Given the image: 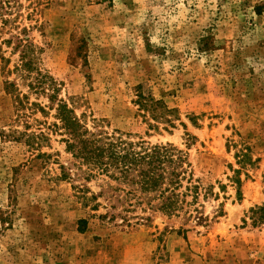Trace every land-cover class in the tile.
<instances>
[{
  "label": "rangeland",
  "instance_id": "obj_1",
  "mask_svg": "<svg viewBox=\"0 0 264 264\" xmlns=\"http://www.w3.org/2000/svg\"><path fill=\"white\" fill-rule=\"evenodd\" d=\"M8 17L0 21V264H264V222L250 218L264 206V0H19ZM23 27L89 126L100 119L134 141L187 153L200 185L195 219L125 212L115 182L74 166L54 111L17 108L6 81L29 90L10 72L19 51L4 40ZM140 95L171 109L173 126L140 110ZM41 129L46 137H28ZM114 213L145 219L128 224Z\"/></svg>",
  "mask_w": 264,
  "mask_h": 264
},
{
  "label": "trees",
  "instance_id": "obj_2",
  "mask_svg": "<svg viewBox=\"0 0 264 264\" xmlns=\"http://www.w3.org/2000/svg\"><path fill=\"white\" fill-rule=\"evenodd\" d=\"M18 2L0 0V21L3 25L11 22L8 16ZM29 33V28L23 27L4 40L13 51H19V61L10 72L16 73L29 90L23 93L16 82L6 81V87L15 93L17 108L32 109L43 114L54 111V127L62 136L66 151L72 155L74 166L86 179L106 177L115 182L114 190L125 212L140 208L142 212L150 210L167 217L184 215L188 221L195 219L194 211L198 212V206L193 211L190 206L199 199L200 185L194 179L187 153L172 143L134 141L128 134L118 130L109 131L100 119L94 118L93 125L89 126L76 114L74 107L60 96L58 81L40 66L42 48L31 39ZM30 94L45 97L47 103L31 102ZM137 104L140 110L151 112L153 119L164 120L173 126L171 117H168L172 110L161 100L140 95ZM28 137L39 140L46 137V133L41 129L39 134L33 133ZM234 182L239 183V179L236 177ZM98 206L96 203L94 208ZM111 208L117 209L115 205H111ZM118 215L128 224L132 219H145L120 213L112 214L110 219H116ZM250 218L253 225L263 223L264 206L252 208ZM198 219L201 217L198 216ZM79 222L80 230H85L87 220L81 219Z\"/></svg>",
  "mask_w": 264,
  "mask_h": 264
}]
</instances>
